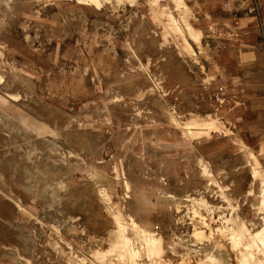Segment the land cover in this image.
<instances>
[{
    "label": "rangeland",
    "instance_id": "obj_1",
    "mask_svg": "<svg viewBox=\"0 0 264 264\" xmlns=\"http://www.w3.org/2000/svg\"><path fill=\"white\" fill-rule=\"evenodd\" d=\"M100 2L0 0V264H238L199 216L264 225V0Z\"/></svg>",
    "mask_w": 264,
    "mask_h": 264
},
{
    "label": "bare ground",
    "instance_id": "obj_2",
    "mask_svg": "<svg viewBox=\"0 0 264 264\" xmlns=\"http://www.w3.org/2000/svg\"><path fill=\"white\" fill-rule=\"evenodd\" d=\"M89 1L92 4H95L96 6L101 7L100 0H89ZM212 125L213 124H211V125L210 124L209 125H206V124L200 125L199 123L198 124L195 123L194 126H196V129H198V130H197V132H194V131H192L193 130L192 125L187 124V129L189 130L190 134L194 133V134H196L197 137H201V135H203L204 133L209 134L208 131L212 127H214V125L213 126ZM253 174H254V181H256L257 179H259V177H261V176H259V174L256 170L253 172ZM204 176H207V178H209V180H211L213 178V175L208 171V169L206 167H204ZM214 186H216V185H214ZM217 187H218V185H217ZM252 192L253 191H251V190L249 191V196L252 195ZM261 200H262V202H261L260 209L264 213V179L262 180ZM203 204L206 205V207L209 206L207 201H203ZM211 211H213V210H211ZM197 213H198V210H197ZM199 218H200L199 220H200L201 224L205 228L208 227L207 228L208 230L209 229L211 230L210 231L211 237L209 236V238H212L211 244L205 246L204 243L203 244L201 243L202 245L205 246V248L207 247V249H210V248H216V247H220V246L222 247L223 245H221V244L219 245L218 243H216L214 241V238H213L215 235H220L223 238L224 237L227 238V240L230 242V248L232 245L233 250L237 251V257L235 256L237 259H235V260L236 261L238 260V264H264V225H263V227H260L259 230L257 229L256 232L255 231L251 232L250 229L248 228L246 220L242 219L241 217H237L235 219H233V218L226 219L225 221H223V225H225L224 228H217L216 230H214V229H211L212 226L210 227L209 221L205 217L199 216ZM129 221H130V224H129L130 229L133 230L134 232L138 233V235L143 237V240H144L145 244L147 245L148 254L151 258H153L152 256L156 257L157 255L160 256L161 254L164 253V245H163V241L161 238H155L153 235L146 232L141 227V225H139V223H137V221L132 216H129ZM116 222L118 225V231L116 233L117 234V244L115 243L116 244L115 247L116 248L118 247V248L125 250L127 253H129V255L131 257L130 259L136 260L139 252L135 251V249L133 248V244H132L131 239L126 236V230H127L126 226L127 225L124 226V224L122 222V218H120V217H118L116 219ZM204 232L205 231H203V230H198L195 233H193L194 238L196 237L195 240L198 239L201 242H204L203 239H207L206 237L204 238V236H203V235H205ZM207 241H210V240L207 239ZM233 253H234V251H233ZM207 258H209V260L212 262H217V260L213 256H209ZM204 259H206V258L204 257ZM202 264H203V262H202ZM205 264H206V261H205Z\"/></svg>",
    "mask_w": 264,
    "mask_h": 264
}]
</instances>
